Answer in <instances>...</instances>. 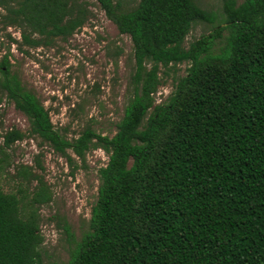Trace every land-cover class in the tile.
<instances>
[{
    "label": "trees",
    "instance_id": "16d2710c",
    "mask_svg": "<svg viewBox=\"0 0 264 264\" xmlns=\"http://www.w3.org/2000/svg\"><path fill=\"white\" fill-rule=\"evenodd\" d=\"M95 1L132 43L129 97L113 135L87 127L67 139L7 55L0 59V89L26 116L27 135L62 154L108 153L89 228L62 264H264V0H220L222 24L188 46L193 24L215 20L194 0H135L129 9ZM0 5L29 47L67 38L88 17L81 0ZM183 62L186 73L155 103L161 67ZM25 136L3 135L0 175L4 148ZM16 173L20 196L0 187V264H45L38 207L51 194L30 166ZM33 180L27 196L21 187Z\"/></svg>",
    "mask_w": 264,
    "mask_h": 264
},
{
    "label": "rangeland",
    "instance_id": "374dc122",
    "mask_svg": "<svg viewBox=\"0 0 264 264\" xmlns=\"http://www.w3.org/2000/svg\"><path fill=\"white\" fill-rule=\"evenodd\" d=\"M81 1L88 10L83 26L65 39L56 37L52 44L37 47L21 43L22 28L5 23L6 11L0 5V59L7 55L10 72L36 95L49 111L54 127L67 139L77 137L87 127L102 135L115 133L129 97L134 68L129 36L118 32L95 0ZM194 1L214 14L215 20L193 24L186 46L223 21L220 0ZM121 3L124 9H129L137 2L121 0ZM187 66L183 62L161 67L155 103L168 98ZM13 129L26 136L4 148L7 164L0 175V187L20 196L18 187L22 177L16 171L22 165L30 166L46 183L51 199L38 207L43 236L40 251L45 264H62L68 260L74 242L89 228L91 208L100 184L98 170L106 164L108 153L98 147H91L83 157L70 150L64 154L54 151L39 137L27 135L26 116L0 89V146L3 135ZM36 183V180L29 185L24 183L23 193L29 196Z\"/></svg>",
    "mask_w": 264,
    "mask_h": 264
}]
</instances>
